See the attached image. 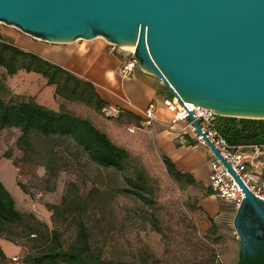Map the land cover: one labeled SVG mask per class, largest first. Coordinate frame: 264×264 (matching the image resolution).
<instances>
[{"label": "water", "instance_id": "water-1", "mask_svg": "<svg viewBox=\"0 0 264 264\" xmlns=\"http://www.w3.org/2000/svg\"><path fill=\"white\" fill-rule=\"evenodd\" d=\"M1 23L50 43L134 46L138 67L182 105L264 120V0H0ZM205 140L244 194L233 217L237 264H264V200Z\"/></svg>", "mask_w": 264, "mask_h": 264}, {"label": "rangeland", "instance_id": "rangeland-1", "mask_svg": "<svg viewBox=\"0 0 264 264\" xmlns=\"http://www.w3.org/2000/svg\"><path fill=\"white\" fill-rule=\"evenodd\" d=\"M0 30L11 35L23 33L18 28L3 23L0 24ZM124 51L130 53L129 50ZM7 80L8 75L0 68V85L9 91V94L0 92V95L7 100L15 97L12 98L15 101L34 99L40 103L39 99L46 91L39 83L32 81L28 87H35L38 93L30 94V90L16 93L21 87L12 83L10 88L6 84ZM52 89L54 93L50 94V98L53 109L90 120L106 132L114 143L132 154L146 171V194L153 198L155 204L149 205L135 197L118 194V189L129 187L125 175L95 165L73 144L69 151L56 148L63 154L68 153L64 157L70 162V167L61 171L57 180L50 181L47 179L48 170L40 163V155H33L32 161H23V153L17 148L21 131L17 128L0 129V179L14 196L20 212L33 213L52 230L53 213L49 211V207L59 205L68 183L74 182L83 195L92 190L99 193L95 196L97 195L96 199L104 208L92 217L90 229L96 249L102 250L105 258L115 262L214 264L216 254L219 253L230 264V253L239 247L233 227L235 212L229 211L232 207L229 204L223 206L216 202L217 198H210L211 191L205 180V176L209 175L206 168L196 171L194 176L177 164L179 170L192 174L197 181L195 186L179 183L169 175L163 163L166 153L158 144L156 131H149L146 126L139 128L134 123H119L115 118L118 114L111 109L99 112L93 105L56 98L55 87ZM86 90L89 92L90 88L86 87ZM187 151L181 157L184 165L189 160L196 165L203 163L202 158L197 155L190 157L195 150ZM6 153L11 154L10 160L3 157ZM205 161L209 166L211 158L207 157ZM128 174L130 173L126 175ZM51 188H54L53 191L49 190ZM221 207L226 208L222 214ZM213 219L215 226L211 222ZM62 231L64 240L70 241L74 233L73 227L62 226ZM25 255H28V251ZM24 264L31 263L26 261Z\"/></svg>", "mask_w": 264, "mask_h": 264}, {"label": "trees", "instance_id": "trees-1", "mask_svg": "<svg viewBox=\"0 0 264 264\" xmlns=\"http://www.w3.org/2000/svg\"><path fill=\"white\" fill-rule=\"evenodd\" d=\"M0 68L10 76L20 70L40 74L46 78L48 86L55 87L56 98L93 105L99 112L106 109V103L91 84L34 53L5 42L1 35ZM86 87L90 88L89 92ZM0 92L9 94L8 89L1 85ZM12 98L7 100L0 95V129L17 128L21 131L17 148L23 153V161H32L33 155H40V163L48 170V180L55 181L61 171L68 170L70 162L64 157L68 153L63 154L58 150L69 151L73 144L95 165L125 175L129 187L118 189V194L135 197L149 205L155 204L153 198L146 194L148 177L145 169L126 148L114 143L106 132L90 120L47 108L34 99L15 101ZM136 125L143 128V123ZM214 128L231 147L264 146V120L217 116ZM3 157L7 160L12 158L10 153ZM163 163L169 175L179 183L188 186L197 184L192 174L183 173L168 156H163ZM95 194L99 193L92 190L83 195L76 183H68L61 203L49 207L54 224L50 230L33 213H22L17 209L14 196L0 179V239L20 245L28 251V255L23 256L22 264L26 261L31 264H154L147 261L115 262L105 258L102 250L96 249L90 220L104 207ZM212 195L211 191L209 196ZM224 210L226 208L221 207L220 213ZM229 211L234 213L235 209L231 207ZM211 222L215 226L214 219ZM62 226L73 227L70 241L64 240ZM22 241L25 244H20ZM0 258L2 261L6 259L1 248ZM223 264H226L224 259Z\"/></svg>", "mask_w": 264, "mask_h": 264}, {"label": "crops", "instance_id": "crops-1", "mask_svg": "<svg viewBox=\"0 0 264 264\" xmlns=\"http://www.w3.org/2000/svg\"><path fill=\"white\" fill-rule=\"evenodd\" d=\"M0 35L5 42L25 52L34 53L51 64L61 67L74 77L91 84L106 103V108L118 114L115 118L119 123H143L145 111L154 101L158 100L156 120L148 128L149 131H156L160 148L176 166L177 164L181 165L194 176H196V171L204 168L207 173L209 172L208 163L205 161L207 157L211 158L208 149L197 147L192 140H189L185 145L182 144L178 131L183 125L181 123L170 125L172 114L160 101L171 98L172 95L162 82L156 76L148 74L140 68L135 70L133 76L123 77L121 68L130 59L128 51L113 50L109 43L101 38L60 44L39 41L25 33L11 35L0 30ZM32 81L46 89L39 99V104L53 109L50 94L54 93V89L47 85V80L42 75L20 70L13 76L8 75L6 84L10 88L12 83L19 85L21 88L16 93L30 90V94H36L38 89L28 87V84L33 83ZM190 149L195 150L190 157L194 158L197 155L202 158L203 163L200 162L196 165L194 161L189 160L187 165L183 164L181 157ZM205 180L208 181V176H205ZM210 198L216 197L212 195ZM216 202L220 205L227 204L218 199ZM0 248L6 257L4 261L0 258V264H12V257H23L26 253L22 246L6 239H0ZM230 254V264H237L239 247H236V251L232 250ZM225 263L228 264V262Z\"/></svg>", "mask_w": 264, "mask_h": 264}, {"label": "built area", "instance_id": "built-area-1", "mask_svg": "<svg viewBox=\"0 0 264 264\" xmlns=\"http://www.w3.org/2000/svg\"><path fill=\"white\" fill-rule=\"evenodd\" d=\"M113 50L124 51L122 47L109 44ZM134 51L130 52V59L121 68L123 77H131L138 67L133 58ZM162 105L172 114L170 125L181 123L183 127L178 131L180 142L186 144L192 140L199 147L206 148L211 153L209 163L208 187L220 201L230 204L235 210L240 206L244 194L242 189L222 162L211 152L206 140L208 139L221 156L232 167L235 173L243 180L249 190L264 200V146L231 147L214 128L216 117L214 111L196 107L193 104L184 103L182 105L177 98H166L160 101ZM159 101H154L144 113L145 121L143 127H151L156 120V112ZM192 113L194 121L198 122L201 128L199 133L193 122L189 119ZM134 132V130H131ZM23 257L15 256L11 258L12 264H22ZM214 264H223L221 254H216Z\"/></svg>", "mask_w": 264, "mask_h": 264}, {"label": "bare ground", "instance_id": "bare-ground-1", "mask_svg": "<svg viewBox=\"0 0 264 264\" xmlns=\"http://www.w3.org/2000/svg\"><path fill=\"white\" fill-rule=\"evenodd\" d=\"M122 49L129 50L130 52H132L135 50V47L134 46H124V47H122Z\"/></svg>", "mask_w": 264, "mask_h": 264}]
</instances>
